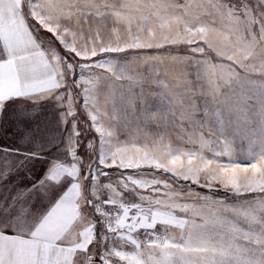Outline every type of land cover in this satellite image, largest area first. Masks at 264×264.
<instances>
[{"label":"snow or ice","instance_id":"snow-or-ice-1","mask_svg":"<svg viewBox=\"0 0 264 264\" xmlns=\"http://www.w3.org/2000/svg\"><path fill=\"white\" fill-rule=\"evenodd\" d=\"M0 264H264V0H0Z\"/></svg>","mask_w":264,"mask_h":264},{"label":"rangeland","instance_id":"rangeland-1","mask_svg":"<svg viewBox=\"0 0 264 264\" xmlns=\"http://www.w3.org/2000/svg\"><path fill=\"white\" fill-rule=\"evenodd\" d=\"M169 69H170L169 85H170V87H172L176 83L172 77L175 76L180 70L177 68V69H175V71H171V69H172L171 65L169 66ZM151 87H154V85H152ZM156 131H157L156 125H149L148 127L141 126L138 129L137 125L134 121L131 124H129L126 128H118L117 129V132H118L121 139H125L129 136L143 135L145 133H152V132H156ZM170 136L172 139H175V135L172 134L171 132H170ZM193 187H195V186H193Z\"/></svg>","mask_w":264,"mask_h":264}]
</instances>
